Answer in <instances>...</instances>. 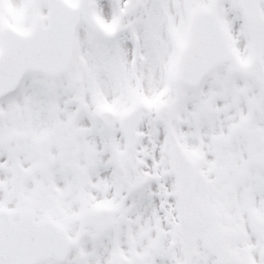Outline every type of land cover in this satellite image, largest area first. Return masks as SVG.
Returning a JSON list of instances; mask_svg holds the SVG:
<instances>
[{
    "label": "snow or ice",
    "instance_id": "obj_1",
    "mask_svg": "<svg viewBox=\"0 0 264 264\" xmlns=\"http://www.w3.org/2000/svg\"><path fill=\"white\" fill-rule=\"evenodd\" d=\"M0 264H264V0H0Z\"/></svg>",
    "mask_w": 264,
    "mask_h": 264
}]
</instances>
